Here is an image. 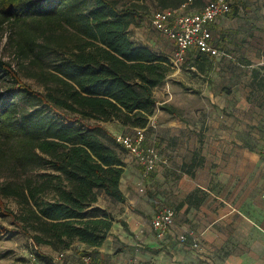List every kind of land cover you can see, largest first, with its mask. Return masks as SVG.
I'll return each instance as SVG.
<instances>
[{
  "label": "trees",
  "instance_id": "trees-1",
  "mask_svg": "<svg viewBox=\"0 0 264 264\" xmlns=\"http://www.w3.org/2000/svg\"><path fill=\"white\" fill-rule=\"evenodd\" d=\"M188 1L158 0L160 9ZM139 13L141 19L149 13L147 0H0V30L13 29L19 70L44 86L41 92L27 85L11 62L0 59V73L10 81L0 93V193L20 204L19 213L6 211L12 230L31 237L39 256L44 245L102 246L114 216L93 205L102 195L126 200L120 149L127 150L104 123L148 127L158 107L155 88L174 70L168 56L132 39ZM230 15H238V5ZM209 57L197 53L199 71H206ZM18 94L43 107L21 109ZM160 108L178 113L167 103ZM197 155L184 172L200 164ZM188 198L202 199L194 193Z\"/></svg>",
  "mask_w": 264,
  "mask_h": 264
},
{
  "label": "crops",
  "instance_id": "crops-1",
  "mask_svg": "<svg viewBox=\"0 0 264 264\" xmlns=\"http://www.w3.org/2000/svg\"><path fill=\"white\" fill-rule=\"evenodd\" d=\"M208 1L199 0L186 10L198 11ZM235 5L238 15L229 13L211 24L213 43L225 54L210 55L206 71H199L195 52L191 68L174 66L170 74L174 79L190 73L201 78L202 107L187 118L178 90L170 82L162 87L169 97L157 99L158 110L151 117L147 140L157 137L163 161L145 178L133 156L123 152L125 170L120 186L126 200L114 202V222L104 244L90 247L79 243L80 255L74 257V263L89 252L100 264H264V0H237ZM152 25V18L142 17L130 27L132 39L172 59L175 42ZM132 30L136 32L132 34ZM165 103L178 113L162 110ZM197 115L201 123L195 119ZM105 126L114 136L134 129L119 122ZM195 152L200 164L191 174L186 173L182 167L192 161ZM226 172L233 174V189L240 196L250 192L248 183L254 184L259 197L255 207L235 206L232 214L211 204L212 195L223 196ZM193 193L202 199H189ZM101 197L97 206L107 209ZM166 206L175 208L178 225L202 233L200 248L173 236L157 237L151 219Z\"/></svg>",
  "mask_w": 264,
  "mask_h": 264
},
{
  "label": "rangeland",
  "instance_id": "rangeland-1",
  "mask_svg": "<svg viewBox=\"0 0 264 264\" xmlns=\"http://www.w3.org/2000/svg\"><path fill=\"white\" fill-rule=\"evenodd\" d=\"M141 4V0H137ZM126 0H120V4L124 5ZM147 5L149 7V13L144 14L143 17H150L152 18V15L155 11L159 10L161 8L158 0H147ZM196 5V4H195ZM193 5V7L195 6ZM141 12V11H140ZM141 21V13H139ZM139 21V22H140ZM139 24V23H138ZM137 25V24H135ZM153 26V25H152ZM136 32L135 30H132V34ZM13 34V29H11L10 26H7L4 31L0 30V59L6 60L8 62H11L15 68L19 70V66L17 64V59L15 57V52L13 49V46L10 42V37ZM164 35V34H163ZM46 61L49 62L50 59L46 58ZM173 66H176L173 64ZM183 67H189L191 68L193 65L190 61L186 62L185 64L181 65ZM21 80L26 83L27 85L32 86L34 89L44 92V86L33 76L29 75L26 71L19 70ZM168 78L166 81H164L162 84L158 86L159 91L155 93L156 98L164 99V93L162 92L164 89H162L163 86L167 85V82L171 83V86L175 88V90H178V96L181 99V102L185 108L183 110L182 114L186 115L187 118H191L190 114L193 110L199 109L202 107V101H201V78L198 77L197 74L190 73L188 75H185L184 78L175 77ZM10 81L5 79L1 73H0V93L5 92L7 93V87L10 86ZM157 88V87H156ZM169 95V94H167ZM16 101L19 103V106L21 109H27L32 107H39L42 108L43 106L41 104H33V102L26 101L23 95L18 94L15 97ZM211 105V109H212ZM158 110V107L156 111ZM155 111V113H156ZM52 113H55L52 111ZM58 115V114H57ZM59 118H62L61 115H58ZM197 121L201 123V117L197 115ZM96 123L95 120H89V125H94ZM105 124V123H104ZM150 125V124H149ZM105 141L107 143H111L110 138L105 137ZM120 148V147H119ZM122 152V157L125 158L123 155L124 150L120 149ZM40 172H44V170H40ZM216 172V171H215ZM218 174V172H217ZM230 175V177H229ZM233 174L226 172L225 178V186L223 190V196H220L221 198L213 197V195L210 197L211 204H214V207L216 209H225L226 211L231 210L232 214L234 212L235 206H243L244 205H252L255 207V205L258 203L259 197L255 196V186L254 184H247V188L250 190L248 191V195L243 197L240 196V194H236L233 187ZM176 179H179V176H176ZM3 180V179H0ZM177 182H179L177 180ZM176 182V183H177ZM223 189V188H222ZM217 194V193H216ZM101 203L105 205L110 212V214L113 215L112 209L114 208L115 201H113L111 198L107 196L101 197ZM262 199V195H261ZM94 207L97 206V203L93 205ZM10 209L17 213L20 212L21 206L18 203V201L14 197H7L0 193V264H62L61 260L59 259V254L61 252L66 253V257L64 260V264H80L82 258L86 254H90L89 252H84L83 255H81V258L78 263H74V257L79 256V248L78 244L81 242H75L72 244V246L69 249L66 250H56L51 246L44 245L41 247L40 252L43 256H39L37 254V249L35 245L32 242L31 237L26 235L23 232L12 230L16 228V225L13 222V219L10 215L6 213V211ZM249 212V211H247ZM77 246V247H76Z\"/></svg>",
  "mask_w": 264,
  "mask_h": 264
},
{
  "label": "built area",
  "instance_id": "built-area-1",
  "mask_svg": "<svg viewBox=\"0 0 264 264\" xmlns=\"http://www.w3.org/2000/svg\"><path fill=\"white\" fill-rule=\"evenodd\" d=\"M237 0H209L195 12L186 9L193 3L189 0L180 8L159 9L152 15V24L160 33L175 42V52L171 59L176 66L191 61L193 54L206 53L211 56L223 55L225 52L213 43L211 24L219 18L228 15ZM147 128L136 127L133 131L116 134V141L130 153L142 167L143 176L147 178L154 172L163 157L157 147V137L147 140ZM264 155V148L262 149ZM145 188L142 187V191ZM264 200V190H263ZM175 208L166 206L161 208L151 219L152 228L159 239L165 240L171 236L181 243H189L197 249L202 244V233L191 226H180L177 223ZM66 257L65 252L59 254L62 264ZM80 264H100L92 254L83 256ZM129 264H140L132 261Z\"/></svg>",
  "mask_w": 264,
  "mask_h": 264
}]
</instances>
